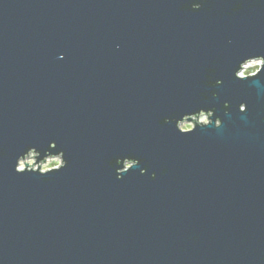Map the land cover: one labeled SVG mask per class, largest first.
Listing matches in <instances>:
<instances>
[{
	"label": "water",
	"instance_id": "obj_1",
	"mask_svg": "<svg viewBox=\"0 0 264 264\" xmlns=\"http://www.w3.org/2000/svg\"><path fill=\"white\" fill-rule=\"evenodd\" d=\"M0 264H264V0H0Z\"/></svg>",
	"mask_w": 264,
	"mask_h": 264
},
{
	"label": "rangeland",
	"instance_id": "obj_2",
	"mask_svg": "<svg viewBox=\"0 0 264 264\" xmlns=\"http://www.w3.org/2000/svg\"><path fill=\"white\" fill-rule=\"evenodd\" d=\"M253 68H255L256 70L253 71V72H249L247 75H244V73H246L249 69H253ZM258 70H259V67H258L257 63H254V62L251 61V62H248V64L245 66L244 70H242V72H240L239 75L240 76H242V75L243 76H248L250 74L256 73ZM197 120L199 122L200 121L206 122L207 121V117L205 115H202L199 118H195V121H197ZM186 125H191L193 127L194 126V121H191V122H187V121L186 122H183V123L180 124V128L183 129V130H191L192 129V127L191 128H186L185 127ZM33 155L35 156V154L32 153V154H30L28 156V158L26 157L23 160V165H24L23 166V169H25V164L24 163H26L28 165H32L36 161V158H30ZM60 164H61V158L60 157L47 158L45 160V162L38 163V165H40V169L43 170V171L48 170V169H52V168H55V167H58V166H60ZM49 165L51 167H49ZM27 167H30V166H27ZM32 168H35L36 169L37 168V164H34V166H32ZM19 169H20V165H19Z\"/></svg>",
	"mask_w": 264,
	"mask_h": 264
},
{
	"label": "clouds",
	"instance_id": "obj_3",
	"mask_svg": "<svg viewBox=\"0 0 264 264\" xmlns=\"http://www.w3.org/2000/svg\"><path fill=\"white\" fill-rule=\"evenodd\" d=\"M256 69L255 68H253V69H249L246 73H244V75H247L249 72H253V71H255ZM217 123H219V121H217ZM186 128H191L192 126L191 125H186L185 126ZM23 161H21V163H20V169H23ZM49 167H51L50 165H49Z\"/></svg>",
	"mask_w": 264,
	"mask_h": 264
},
{
	"label": "built area",
	"instance_id": "obj_4",
	"mask_svg": "<svg viewBox=\"0 0 264 264\" xmlns=\"http://www.w3.org/2000/svg\"><path fill=\"white\" fill-rule=\"evenodd\" d=\"M252 62H254V63H257V65H258V67L260 68V66L262 65V60L261 59H255V60H251ZM250 61V62H251ZM248 63H246L245 65H244V67H243V69L242 70H244V68H245V66L247 65ZM256 66V65H255ZM242 72V71H241ZM243 76V75H242Z\"/></svg>",
	"mask_w": 264,
	"mask_h": 264
}]
</instances>
